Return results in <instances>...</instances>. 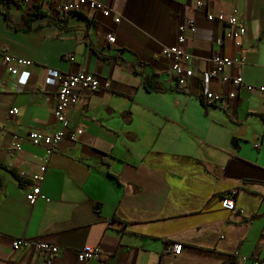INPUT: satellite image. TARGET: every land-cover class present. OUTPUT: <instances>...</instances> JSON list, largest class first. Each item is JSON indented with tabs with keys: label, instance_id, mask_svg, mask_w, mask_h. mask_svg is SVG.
<instances>
[{
	"label": "crops",
	"instance_id": "1",
	"mask_svg": "<svg viewBox=\"0 0 264 264\" xmlns=\"http://www.w3.org/2000/svg\"><path fill=\"white\" fill-rule=\"evenodd\" d=\"M12 1L8 20L0 9V264H46L30 243L13 249V238L58 246L49 264H78L84 245L100 251L87 264H249L263 257L264 0H101L118 22L100 11L59 12L60 0ZM35 8L44 15L27 21ZM208 12L243 21L240 48ZM186 18L196 26L184 42L195 76L211 68L214 53L241 57L226 71L263 90L240 89L229 100L230 83L213 81L224 98L205 104L198 78L175 88L161 52L175 44ZM3 53L31 64L11 74ZM80 70L99 76L101 86L77 89L65 137L44 161L45 148L26 133L60 128L52 113L56 73ZM147 74L161 91L144 88ZM12 108L18 111L10 115ZM42 165L30 203L25 194ZM230 191L233 211L221 205ZM173 243L181 244L179 254Z\"/></svg>",
	"mask_w": 264,
	"mask_h": 264
},
{
	"label": "built area",
	"instance_id": "2",
	"mask_svg": "<svg viewBox=\"0 0 264 264\" xmlns=\"http://www.w3.org/2000/svg\"><path fill=\"white\" fill-rule=\"evenodd\" d=\"M202 5V1H197V6ZM56 10L59 12H80L83 9H88L89 11H100L105 17L112 16L113 22H118L121 19L116 15L113 8L109 5H104L101 0H60L56 2ZM207 19L215 22H224L226 24L227 30L224 33V36L229 38L235 47L240 48L242 45V38L246 33V27L243 21L239 20L235 15L229 14L224 16L222 13H212L208 12L206 15ZM192 18H186L181 21L177 26V36L176 42L171 46H164L161 55L166 57L170 62L168 73L174 80L175 87H182L183 89L188 88V85L196 78L200 81L197 85L196 93L198 97L203 99V102L206 104H214L217 101H220L224 98L223 94L214 92L210 85L214 82L221 83H230L232 90L226 93V97L231 100L236 92L240 89H244L249 92L254 89L263 90L261 86H254L246 83L243 80L240 74L230 75L229 70L234 64L241 62V57L230 58V56L223 54H213L210 58L211 68L203 71L201 75L195 76L193 68L190 66L191 52H189L184 47L185 39L188 35L194 33L196 26L193 23ZM114 34L109 32L105 35L106 40L109 43L114 42ZM69 60H73L71 54L66 56ZM3 64L7 71L11 74H16L18 72V66L23 65L27 66L31 64L30 60L24 59L19 56H12L7 53L2 54ZM56 84L57 90L55 92L54 103H53V117L60 124V128L51 131V132H41L37 129H30L26 133V138L30 140L33 144L41 145L45 148L44 158L48 160L51 151L61 142L65 137L64 129L68 126L67 111L71 105L76 103L77 97L79 96L77 89H83L90 92H94L100 88V78L99 76L86 72L85 70H80L76 72H66V73H56ZM106 86V84L104 85ZM18 111L17 108H12L8 113L10 115L15 114ZM82 132L80 128L75 129L74 131L68 132L69 139L76 140L77 136ZM259 143L255 142L254 147H259ZM13 146L17 150H21L19 142L16 141L13 143ZM45 170V166L40 167V173L33 174L31 176L34 184L31 189L26 192L25 198L28 202L33 203L40 192L39 183L42 180V172ZM20 176L26 175L24 171L19 170ZM235 191H230L227 195L225 194L221 197V205L227 210L233 211L235 209L234 201ZM32 244L34 249L41 253L45 258V263L49 264L50 259L54 256L59 247L53 244H50L46 241H36L29 238H13L11 239V247L13 249H19L27 244ZM181 244L173 243L171 250L174 253L179 254L181 250ZM76 259L78 264H87L88 260L99 257L100 251L96 246L84 245L76 252ZM241 261H245L247 256H239ZM264 261L263 257H251V262L249 264H261Z\"/></svg>",
	"mask_w": 264,
	"mask_h": 264
},
{
	"label": "trees",
	"instance_id": "3",
	"mask_svg": "<svg viewBox=\"0 0 264 264\" xmlns=\"http://www.w3.org/2000/svg\"><path fill=\"white\" fill-rule=\"evenodd\" d=\"M11 2H13V1L12 0H0V9L2 10V12H3L4 17L6 18V20H8V16H9V14H8V7L9 8L11 7V5H10ZM43 15H44V13L41 12L39 9H37V8L32 9L29 12V16H28V20L27 21H29V20H31V19H33L35 17L43 16ZM143 86H144V88L147 91H150V92H157V91H161L162 90V85H160L159 80H157V78H154V76H150L149 74L145 75L144 80H143ZM175 88H177L179 90H182V91L185 90L182 87H179V88L178 87H175ZM199 99L201 100V102H203V99L201 97H199ZM13 174H14L15 178L18 181H20V178L17 176L18 174H16L15 172H13ZM228 193H226V195Z\"/></svg>",
	"mask_w": 264,
	"mask_h": 264
}]
</instances>
